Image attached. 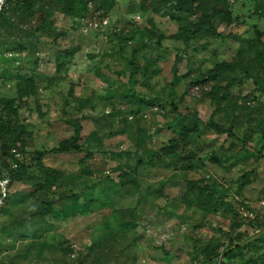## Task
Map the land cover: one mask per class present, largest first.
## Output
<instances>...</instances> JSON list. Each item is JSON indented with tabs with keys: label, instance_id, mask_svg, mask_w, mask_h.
<instances>
[{
	"label": "rangeland",
	"instance_id": "obj_1",
	"mask_svg": "<svg viewBox=\"0 0 264 264\" xmlns=\"http://www.w3.org/2000/svg\"><path fill=\"white\" fill-rule=\"evenodd\" d=\"M27 1L0 5V264H264V0Z\"/></svg>",
	"mask_w": 264,
	"mask_h": 264
},
{
	"label": "trees",
	"instance_id": "obj_2",
	"mask_svg": "<svg viewBox=\"0 0 264 264\" xmlns=\"http://www.w3.org/2000/svg\"><path fill=\"white\" fill-rule=\"evenodd\" d=\"M7 1H9V0H6L4 3H6ZM16 1H18V0H16ZM20 1L24 2V4H26L28 2L27 0H20ZM86 1H92V0H86ZM67 12L70 13L71 8H67ZM199 23L201 26L204 27L206 32H208L211 36H213L215 38L220 37L219 34L216 32L214 26H213L212 15L203 14L199 18ZM206 125L208 128H211L216 134L226 135V137L229 139L239 140L238 138L235 137V135L231 129H224L221 126L214 124V123H211V122L206 123ZM73 128H74L73 135L66 140L60 141L59 144L57 145V147L52 148L49 151L36 153V161L40 167H43L42 166V160H43L45 155H57V154H69V153H80L81 152L80 140H81L82 126L79 124V122H75L73 124ZM241 142L245 145L244 141H241ZM21 170H23V167L21 165H18L17 170L14 171L9 166H7L4 162H2L0 160V183L2 181H7V183L4 186L5 197L3 200V204L8 197L6 191L8 190L10 184L13 182V180L16 177V175L18 174V172ZM0 197H2L1 186H0ZM50 209H51V204H49V206H47V209L45 210V212H40L39 216H41V217L44 216L46 213H48L50 211Z\"/></svg>",
	"mask_w": 264,
	"mask_h": 264
},
{
	"label": "built area",
	"instance_id": "obj_3",
	"mask_svg": "<svg viewBox=\"0 0 264 264\" xmlns=\"http://www.w3.org/2000/svg\"><path fill=\"white\" fill-rule=\"evenodd\" d=\"M109 24L108 19H101V20H95L94 22H92L90 24V27L93 28L94 30H99L102 29L103 27L107 26ZM7 183V181H2L0 183L1 186V193H2V197H0V206L3 204V200L5 197V184Z\"/></svg>",
	"mask_w": 264,
	"mask_h": 264
},
{
	"label": "bare ground",
	"instance_id": "obj_4",
	"mask_svg": "<svg viewBox=\"0 0 264 264\" xmlns=\"http://www.w3.org/2000/svg\"><path fill=\"white\" fill-rule=\"evenodd\" d=\"M2 4V0H0V5Z\"/></svg>",
	"mask_w": 264,
	"mask_h": 264
},
{
	"label": "water",
	"instance_id": "obj_5",
	"mask_svg": "<svg viewBox=\"0 0 264 264\" xmlns=\"http://www.w3.org/2000/svg\"><path fill=\"white\" fill-rule=\"evenodd\" d=\"M4 2V0H2V3Z\"/></svg>",
	"mask_w": 264,
	"mask_h": 264
}]
</instances>
